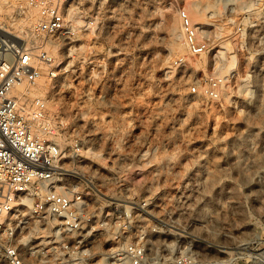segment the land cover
Segmentation results:
<instances>
[{
	"label": "rangeland",
	"instance_id": "rangeland-1",
	"mask_svg": "<svg viewBox=\"0 0 264 264\" xmlns=\"http://www.w3.org/2000/svg\"><path fill=\"white\" fill-rule=\"evenodd\" d=\"M11 1L0 0V21L13 36L25 28L16 12L24 0ZM196 1L209 7L188 16L186 4ZM73 7L80 14L71 19L89 27L50 54L57 76L43 67L32 93L42 91L47 113L70 123L67 142L83 141L76 181L124 207L148 202L142 223L150 228L157 218L163 226L150 239L154 259L262 264L264 0H75ZM188 22L209 37L207 54L189 55ZM181 57L187 66L173 67ZM211 76L227 79L216 101L203 93Z\"/></svg>",
	"mask_w": 264,
	"mask_h": 264
},
{
	"label": "built area",
	"instance_id": "built-area-1",
	"mask_svg": "<svg viewBox=\"0 0 264 264\" xmlns=\"http://www.w3.org/2000/svg\"><path fill=\"white\" fill-rule=\"evenodd\" d=\"M74 1H21L22 17L34 12L35 20L15 27L13 36L0 33V264H196L191 257L152 258L150 239L160 237L163 226L157 218L150 228L142 223L148 202L124 207L107 201L90 181H76L83 141L67 142L70 123L50 116L43 98L30 95L45 76L43 67L57 76L52 49L74 44L89 27L70 18L80 14ZM182 34L191 57L209 52L210 39L197 27L188 22ZM226 82L207 78L204 95L219 100Z\"/></svg>",
	"mask_w": 264,
	"mask_h": 264
},
{
	"label": "bare ground",
	"instance_id": "bare-ground-1",
	"mask_svg": "<svg viewBox=\"0 0 264 264\" xmlns=\"http://www.w3.org/2000/svg\"><path fill=\"white\" fill-rule=\"evenodd\" d=\"M14 0H12L11 2H13ZM190 1V0H189ZM192 1V0H191ZM10 2V3H11ZM7 3V2H6ZM5 3V4H6ZM13 3H16V2H13ZM201 3V2H200ZM4 5V4H3ZM3 5H0V11H2V7H4ZM10 5V4H9ZM187 6H186V13L188 14V16L189 15H191V14H193V13H196V14H200V12H202L203 11V9L205 10V9H207L209 6H208V4L206 5V4H199L197 1H196V3L194 2V3H189L188 2V4H186ZM13 6V5H12ZM17 7V8H16ZM15 8L17 9V11L16 12H18L19 14V16H20V26L19 27H28V26H30L31 24H32V22L35 20V13L34 12H30L29 14H27L25 17H22V15H21V12L19 11V9H18V6H16ZM12 8V7H11ZM15 9V10H16ZM5 10V9H4ZM12 10H13V8H12ZM8 12V11H7ZM10 12V11H9ZM73 13V12H72ZM185 13V14H186ZM203 13V12H202ZM10 14V13H9ZM12 14V13H11ZM14 14V13H13ZM15 14H17V13H15ZM71 14V13H70ZM70 14H69V16H70ZM17 15V16H18ZM74 15V14H73ZM72 16V15H71ZM192 16V15H191ZM71 18V17H70ZM202 18V17H201ZM22 22V23H21ZM200 23V22H199ZM17 24V23H16ZM2 27H5V26H3V23L0 21V29H1V31H0V33H2V34H4V35H6V32H9V30H6V29H4L3 31H2ZM222 29V28H221ZM176 29H172V34L173 35H176L175 33H176ZM203 33V32H202ZM12 38V37H11ZM61 48H59V47H55L54 49H52V54H53V52L54 51H56V50H60ZM232 64V63H231ZM235 65V64H234ZM234 65H232V66H234ZM227 66V65H226ZM229 68V67H228ZM217 69H218V67H217ZM222 73V72H221ZM223 77V76H222ZM43 79V78H42ZM41 79V80H42ZM39 81L40 83L42 82V81ZM43 83V82H42ZM41 83V84H42ZM41 86V85H40ZM43 87V86H42ZM41 89V88H40ZM44 89V88H43ZM25 89L24 88H20L19 89V91H21V92H23ZM42 90V89H41ZM42 92V91H41ZM40 92V90H37V91H35V93H31L30 95L32 96V97H34V96H36V95H38V94H40L41 93ZM43 96H44V93H43ZM40 97H41V95H40ZM46 99V98H45ZM46 104V103H45ZM49 104V103H48ZM46 107V106H45ZM50 110V109H49ZM47 111V110H46ZM93 154V153H92ZM94 155V154H93ZM90 157H91V155H89ZM93 158V157H92ZM83 179V178H82ZM103 197H107L106 195H103V194H101ZM128 203V202H127ZM125 206H127V205H125ZM243 250V249H242Z\"/></svg>",
	"mask_w": 264,
	"mask_h": 264
}]
</instances>
